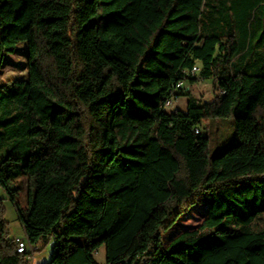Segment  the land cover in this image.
Wrapping results in <instances>:
<instances>
[{"label":"trees","instance_id":"obj_1","mask_svg":"<svg viewBox=\"0 0 264 264\" xmlns=\"http://www.w3.org/2000/svg\"><path fill=\"white\" fill-rule=\"evenodd\" d=\"M259 26L264 0H0V70L22 44L27 62L0 82V188L45 264L101 247L105 264H264ZM199 80L210 102L176 88ZM227 118L236 142L211 155L201 125ZM196 205L200 229L164 247ZM0 264H28L1 203Z\"/></svg>","mask_w":264,"mask_h":264},{"label":"rangeland","instance_id":"obj_2","mask_svg":"<svg viewBox=\"0 0 264 264\" xmlns=\"http://www.w3.org/2000/svg\"><path fill=\"white\" fill-rule=\"evenodd\" d=\"M256 28V27H255ZM257 29L258 39L264 41V27L259 26ZM261 51H264V44H260ZM26 45L19 46L16 54L8 56L0 70V82L25 79L27 77V62H26ZM184 89L196 99L199 104L210 102L214 96V86L211 80H199L194 84H184ZM187 98L180 97L174 100L171 107L167 109L168 112L173 110L186 111ZM202 134L209 138V151L211 155L220 154L223 149L235 144V129L233 119H210L204 121L201 125ZM23 181V180H22ZM23 192H19L16 197V203L19 207L24 208L26 205L25 197V182H22ZM0 203L4 211V220L8 224L9 232L14 239L17 237L27 244L29 248L30 242L38 241L37 247L39 250L34 253L33 264H45L50 257V245L40 237L27 236L20 226L16 209L6 194L0 188ZM207 206L196 205L192 207L186 214L181 216L179 220L172 226V228L163 236L164 247H167L170 242L178 235L185 232L198 231L206 218ZM95 261L98 264H105V248L101 247L94 254Z\"/></svg>","mask_w":264,"mask_h":264},{"label":"built area","instance_id":"obj_3","mask_svg":"<svg viewBox=\"0 0 264 264\" xmlns=\"http://www.w3.org/2000/svg\"><path fill=\"white\" fill-rule=\"evenodd\" d=\"M199 71V68L193 67L191 75L194 76L197 72ZM177 89H182L184 88V83L180 82L176 85ZM173 99L168 100L167 102L164 103L163 108L165 110H167L168 108L171 107L172 103H173ZM195 133L198 134V130H195ZM14 244L16 245V252L19 254H24L26 256V262L28 264H33V259H34V253L37 252L39 250V248L37 247V243L32 244L30 242L29 248L27 247V244L25 243V241L14 237L13 239Z\"/></svg>","mask_w":264,"mask_h":264}]
</instances>
